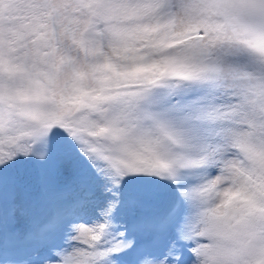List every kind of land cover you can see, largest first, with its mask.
Returning <instances> with one entry per match:
<instances>
[{"label": "snow or ice", "instance_id": "snow-or-ice-1", "mask_svg": "<svg viewBox=\"0 0 264 264\" xmlns=\"http://www.w3.org/2000/svg\"><path fill=\"white\" fill-rule=\"evenodd\" d=\"M0 264H264V0H0Z\"/></svg>", "mask_w": 264, "mask_h": 264}]
</instances>
